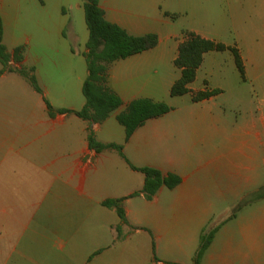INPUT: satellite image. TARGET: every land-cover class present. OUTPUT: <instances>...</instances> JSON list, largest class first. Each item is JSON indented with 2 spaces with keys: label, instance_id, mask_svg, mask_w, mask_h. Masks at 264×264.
<instances>
[{
  "label": "crops",
  "instance_id": "1",
  "mask_svg": "<svg viewBox=\"0 0 264 264\" xmlns=\"http://www.w3.org/2000/svg\"><path fill=\"white\" fill-rule=\"evenodd\" d=\"M221 2L99 0L108 22L131 36L155 34L157 44L109 65L107 86L121 106L93 123L68 113L51 117L46 106L78 111L85 104L84 1L0 0L2 43L13 69L0 73V264H193L201 234L219 224L200 264H264V216L218 214L228 196L239 194L234 172L248 169L250 155L249 141L243 137L235 150L218 121L221 88L205 78L197 82L206 55L216 51L203 55L188 89L219 94L198 102L190 93L170 95L185 32L212 39ZM253 3L264 13V0ZM20 46L22 60L14 62ZM20 68H33L41 93L15 71ZM63 72L70 78H58ZM137 99L172 109L126 140L116 116ZM89 132L101 144L120 146L134 167L176 175L179 184L162 186L151 199L136 194L144 175L114 149H91ZM118 199L130 227L103 205Z\"/></svg>",
  "mask_w": 264,
  "mask_h": 264
},
{
  "label": "trees",
  "instance_id": "2",
  "mask_svg": "<svg viewBox=\"0 0 264 264\" xmlns=\"http://www.w3.org/2000/svg\"><path fill=\"white\" fill-rule=\"evenodd\" d=\"M83 1L84 18L88 30V40L86 42L87 51L83 54L87 69V77L81 88L85 104L83 108L78 111L66 109L53 110L47 102L46 106L48 114L51 117L55 113H68L74 114L85 121L101 123L106 120L113 111L121 106V100L107 86L109 65L117 60L125 59L134 54L154 48L157 44V36L155 34L131 36L123 29L108 22L104 18V12L99 6V0ZM184 35L185 38L179 45L178 55L174 60L175 67L180 70V77L171 86L170 95L172 97L190 93L191 101L198 102L220 93L219 89L197 92H192L188 89V85L195 80L196 72L203 60V55L211 51H230L238 73L243 80L245 79L243 61L236 47L225 46L220 42L203 38L191 32H185ZM2 38L3 26L0 18V63L3 66L0 73L8 68L7 66L11 57L6 52L5 46L2 43ZM22 53L23 47L20 46L14 49L12 55L14 62H20L22 60ZM8 69L11 70L12 68ZM15 71L25 78L36 92L41 93L33 74V68H20L15 69ZM171 109L170 106L163 102H153L149 99H137L130 102L125 110L116 116V120L124 127L125 138L128 140L131 134L138 127L143 125L145 121L164 115ZM87 141L89 147L97 152L104 149H114L124 158L120 146L115 144H101L95 140L92 132H89L87 135ZM125 161L132 170L139 171L144 175L143 187L141 191L136 194L142 193L146 199H151L162 186L172 189L180 182V178L176 175L168 174L163 176L161 172L155 168H136L126 159ZM121 202L122 199L106 200L103 202V205L106 207H114L121 224L129 226L125 213L121 207ZM234 213H232L229 218L234 217ZM219 226L220 224L211 228L208 232L201 234L198 249L193 257V264H200Z\"/></svg>",
  "mask_w": 264,
  "mask_h": 264
},
{
  "label": "rangeland",
  "instance_id": "3",
  "mask_svg": "<svg viewBox=\"0 0 264 264\" xmlns=\"http://www.w3.org/2000/svg\"><path fill=\"white\" fill-rule=\"evenodd\" d=\"M253 6V0H222L216 32L209 35L211 40L236 47L244 56L245 79L228 50L207 54L197 77L198 83L205 78L221 88L215 101L218 121L233 136L235 150L243 137L249 141L248 169L234 172L235 192L239 194L228 196L227 202L219 205V216L234 212L245 217L264 216V13H256ZM58 78L70 76L63 72ZM241 175L244 182L239 184Z\"/></svg>",
  "mask_w": 264,
  "mask_h": 264
}]
</instances>
